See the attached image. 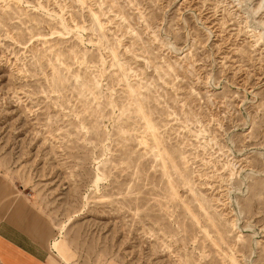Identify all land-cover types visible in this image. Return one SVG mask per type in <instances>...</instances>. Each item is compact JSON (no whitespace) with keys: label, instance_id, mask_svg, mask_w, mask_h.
<instances>
[{"label":"rangeland","instance_id":"obj_1","mask_svg":"<svg viewBox=\"0 0 264 264\" xmlns=\"http://www.w3.org/2000/svg\"><path fill=\"white\" fill-rule=\"evenodd\" d=\"M0 181L68 264H264V0H0Z\"/></svg>","mask_w":264,"mask_h":264},{"label":"crops","instance_id":"obj_2","mask_svg":"<svg viewBox=\"0 0 264 264\" xmlns=\"http://www.w3.org/2000/svg\"><path fill=\"white\" fill-rule=\"evenodd\" d=\"M9 194L0 181V264H68L53 246L58 237L48 248L27 229L23 213L13 208Z\"/></svg>","mask_w":264,"mask_h":264},{"label":"bare ground","instance_id":"obj_3","mask_svg":"<svg viewBox=\"0 0 264 264\" xmlns=\"http://www.w3.org/2000/svg\"><path fill=\"white\" fill-rule=\"evenodd\" d=\"M77 2L80 3V4H82V0H77ZM91 16H92V19H93L94 23L98 27H100V23H99V20H98L97 15H95L94 13H91ZM127 89H128V92H133V90H132L133 88L129 84H127Z\"/></svg>","mask_w":264,"mask_h":264}]
</instances>
